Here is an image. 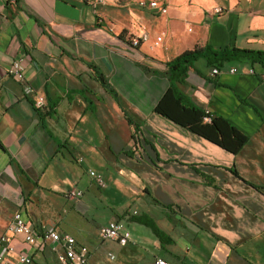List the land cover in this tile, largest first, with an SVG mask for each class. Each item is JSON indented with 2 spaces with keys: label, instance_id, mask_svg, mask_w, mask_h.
I'll return each mask as SVG.
<instances>
[{
  "label": "crops",
  "instance_id": "0c3cea01",
  "mask_svg": "<svg viewBox=\"0 0 264 264\" xmlns=\"http://www.w3.org/2000/svg\"><path fill=\"white\" fill-rule=\"evenodd\" d=\"M94 1L0 0V237L21 211L37 233L52 229L86 247L87 264H264V60L212 75L199 59L178 85L247 136L238 155L156 115L169 83L140 67L159 71L205 46L264 53V0H156L166 14L138 5L149 0ZM218 6L223 14H208ZM142 34L147 41L132 48ZM16 60L24 85L8 75ZM120 178L136 183L145 212L91 216L99 192ZM71 190L83 195L68 199ZM110 221L131 233L127 246L101 239ZM11 246L13 262L24 254L69 264L60 246L20 237Z\"/></svg>",
  "mask_w": 264,
  "mask_h": 264
},
{
  "label": "trees",
  "instance_id": "16d2710c",
  "mask_svg": "<svg viewBox=\"0 0 264 264\" xmlns=\"http://www.w3.org/2000/svg\"><path fill=\"white\" fill-rule=\"evenodd\" d=\"M120 38L122 39V36ZM199 59L205 60L211 69H221L230 63L252 65L264 60V53L236 49H213L205 46L166 62L163 69L159 71L141 65V69L147 75L163 77L169 83L153 112L225 152L238 155L247 145V136L228 120L219 116H211L209 112L201 110L178 89V85L184 81L189 69H192L194 63ZM208 119L209 121H207ZM147 225L155 234L160 233L153 223H147Z\"/></svg>",
  "mask_w": 264,
  "mask_h": 264
},
{
  "label": "built area",
  "instance_id": "2783aa9c",
  "mask_svg": "<svg viewBox=\"0 0 264 264\" xmlns=\"http://www.w3.org/2000/svg\"><path fill=\"white\" fill-rule=\"evenodd\" d=\"M104 0H95L93 4L104 3ZM138 5L141 8H149L159 12L160 14H166L167 10L165 7L160 5L156 0L149 1H140ZM224 9L222 7H215L211 11H208L210 15H221L223 14ZM161 39L158 38L157 42ZM147 41V35L142 34L140 37H131L129 39L130 46L132 48H137L141 45L142 42ZM219 71L217 69H212L211 74L217 75ZM230 73H236V69H231ZM252 73V71H250ZM8 75L12 80L19 84H25V73H24V64L22 60L13 61ZM25 93L32 94L31 89L27 86L24 89ZM45 102L44 98L38 97L36 99L37 106H43ZM209 121V119L207 120ZM82 160H79L81 163ZM88 174L91 179L99 186L103 185V178L101 175L97 174L92 170H88ZM83 193L77 190H71L64 194L68 199H79ZM7 234H4L0 237V264H33V261L30 257L24 254H18L15 262L10 260L11 254L14 253V248L11 246V239L13 237H20L22 241L30 246L35 248H42L45 245H48L52 251H55L58 246L63 249V253L60 254L59 260L63 263L69 264H87L89 259V251L84 246H78L76 240L69 236L68 234L59 233L53 231L52 229H44L41 233H37L33 226L29 225L21 211L14 213L13 221L7 228ZM100 237L103 241L111 242L119 245L120 247H125L131 241V233L125 229L122 223L117 221H110L106 225L100 228ZM110 259H113L112 255H109ZM154 264H168L163 259H156Z\"/></svg>",
  "mask_w": 264,
  "mask_h": 264
},
{
  "label": "rangeland",
  "instance_id": "374dc122",
  "mask_svg": "<svg viewBox=\"0 0 264 264\" xmlns=\"http://www.w3.org/2000/svg\"><path fill=\"white\" fill-rule=\"evenodd\" d=\"M116 1L127 2L129 0ZM232 65H236V63H233ZM227 67H229V64L226 65V68ZM135 185L136 183H134L133 180L129 178H120L119 182L116 181V183L112 182L108 184L107 192H99V195H102V198L100 200L98 199V201L96 202V207L98 209L92 211L90 215H98V219L104 222L108 219H111L114 215L122 214L124 210L131 211L134 208H139L141 212H145L143 208V200L138 199L136 196H132V192L134 191L133 188H135Z\"/></svg>",
  "mask_w": 264,
  "mask_h": 264
}]
</instances>
